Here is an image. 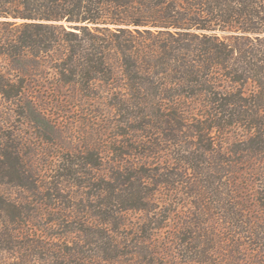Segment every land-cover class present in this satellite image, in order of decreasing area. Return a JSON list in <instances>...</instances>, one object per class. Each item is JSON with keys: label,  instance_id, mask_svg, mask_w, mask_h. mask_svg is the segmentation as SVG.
I'll list each match as a JSON object with an SVG mask.
<instances>
[{"label": "trees", "instance_id": "obj_1", "mask_svg": "<svg viewBox=\"0 0 264 264\" xmlns=\"http://www.w3.org/2000/svg\"><path fill=\"white\" fill-rule=\"evenodd\" d=\"M45 64L129 140L40 179L0 135V264H264V0H0V103Z\"/></svg>", "mask_w": 264, "mask_h": 264}, {"label": "rangeland", "instance_id": "obj_2", "mask_svg": "<svg viewBox=\"0 0 264 264\" xmlns=\"http://www.w3.org/2000/svg\"><path fill=\"white\" fill-rule=\"evenodd\" d=\"M43 67L44 70L38 71L40 76L29 81L23 101L0 103V135L6 138L3 144L12 136L14 143H19L23 161L36 168L40 179L56 176L53 174L56 172H51L54 170L52 167L67 165V155L70 153L86 154L95 150L104 159L105 168H108L118 160L111 153L113 143L122 148L123 142L129 140L122 136L121 119L111 113L108 101L88 99L80 87L63 85L48 64ZM236 138L231 134L229 145ZM89 159L90 156L86 159L81 157L73 159V162L76 165L93 163ZM105 174L107 170H103L100 176ZM81 177L87 178V175L82 174ZM6 192L13 196L17 194L14 189ZM187 203L186 211L194 210V205L190 201ZM126 217L134 223L138 214L129 212ZM176 219L177 216L171 218L170 230L174 228ZM163 233L162 237H167L166 230Z\"/></svg>", "mask_w": 264, "mask_h": 264}]
</instances>
